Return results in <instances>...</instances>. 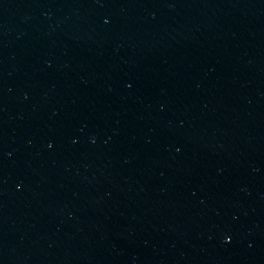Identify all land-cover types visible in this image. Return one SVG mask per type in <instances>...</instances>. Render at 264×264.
Masks as SVG:
<instances>
[{
  "label": "water",
  "instance_id": "water-1",
  "mask_svg": "<svg viewBox=\"0 0 264 264\" xmlns=\"http://www.w3.org/2000/svg\"><path fill=\"white\" fill-rule=\"evenodd\" d=\"M0 264H264V0H0Z\"/></svg>",
  "mask_w": 264,
  "mask_h": 264
}]
</instances>
